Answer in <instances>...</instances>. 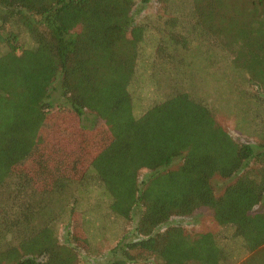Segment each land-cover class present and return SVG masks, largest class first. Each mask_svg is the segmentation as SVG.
<instances>
[{"label": "trees", "instance_id": "trees-1", "mask_svg": "<svg viewBox=\"0 0 264 264\" xmlns=\"http://www.w3.org/2000/svg\"><path fill=\"white\" fill-rule=\"evenodd\" d=\"M166 2L180 15L166 22L152 62L169 89L136 116L131 87L148 30L136 0H0V264H80L74 191L89 177L113 215L136 223L137 239L106 264H233L213 233L171 224L200 208L250 254L240 264H264V0ZM227 70L242 77L250 138L241 142L198 92L200 71L220 80ZM56 109L101 119L108 140L80 177L57 167L37 183L51 168L43 131ZM32 160L38 172L27 170ZM216 178L230 182L218 192ZM68 209L61 241L56 225Z\"/></svg>", "mask_w": 264, "mask_h": 264}, {"label": "rangeland", "instance_id": "rangeland-1", "mask_svg": "<svg viewBox=\"0 0 264 264\" xmlns=\"http://www.w3.org/2000/svg\"><path fill=\"white\" fill-rule=\"evenodd\" d=\"M171 7L166 0H136L135 17L138 24H145L148 27L144 43L142 44L141 57L138 62L135 80L131 91L135 98L134 113L141 115L151 105L161 102L165 99L168 92V84L162 81L164 74L162 67H154L152 60L155 56V42L163 35L166 22L169 24V18L179 16L180 10ZM180 20H183L180 18ZM178 30V28H177ZM21 44L27 47L31 44L27 35H21ZM6 51L4 45L0 46V54ZM222 66L226 65L225 58L219 55ZM214 74L206 76L203 71L197 74L200 82L198 92L207 97L211 106H216L217 122L228 131L237 141H243L250 138L246 133V121L242 118L240 89H242V77L239 71H229L222 75L225 78L217 80ZM222 74V73H221ZM221 77V76H220ZM218 78V77H217ZM204 81L205 86L201 84ZM218 98V100H215ZM108 133L104 127V122L94 117L92 114H85L80 118L74 113L65 110H54L51 115V121L48 128L43 131V137L47 144L43 151L51 153V168L48 171H39V163L33 160L28 164V169H35L39 177H48L53 168L59 169L75 177H80L93 158L104 147L108 140ZM252 141L256 138H251ZM176 166V164L174 165ZM26 168V167H25ZM40 168V167H39ZM150 172L143 170L140 175L142 182ZM46 177L39 179L37 183ZM230 180L216 178L215 186L220 192ZM75 195V210L77 226L75 228L74 240L82 247L80 254V264H106L113 259L122 258V254H111L112 249L117 245L137 239L135 233L136 223L126 221L123 218L115 216L109 207L111 199L105 190L94 178L89 177L85 183L77 184ZM64 206V205H60ZM264 211V205L257 208ZM61 211V210H60ZM83 214L84 226L81 225L79 215ZM69 209L64 211L62 220L56 225L57 236L61 241L68 238ZM172 225L183 227L189 234L213 233L218 237L222 247L229 250L234 258L233 264H240L246 260L250 254L242 248L240 241L232 239V231L225 229L214 220V213L208 208H200L191 216L174 218ZM83 227L86 234L83 232ZM84 230V231H85ZM79 234V235H78ZM126 235V236H125ZM76 239H80L78 242ZM88 247V249L86 248Z\"/></svg>", "mask_w": 264, "mask_h": 264}]
</instances>
